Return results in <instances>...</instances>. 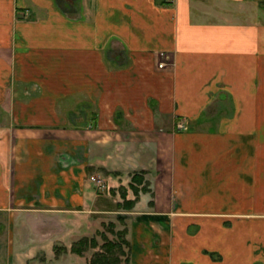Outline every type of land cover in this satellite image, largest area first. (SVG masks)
Returning a JSON list of instances; mask_svg holds the SVG:
<instances>
[{
  "label": "crops",
  "instance_id": "1",
  "mask_svg": "<svg viewBox=\"0 0 264 264\" xmlns=\"http://www.w3.org/2000/svg\"><path fill=\"white\" fill-rule=\"evenodd\" d=\"M107 221L120 264H264V0H0V264Z\"/></svg>",
  "mask_w": 264,
  "mask_h": 264
},
{
  "label": "trees",
  "instance_id": "2",
  "mask_svg": "<svg viewBox=\"0 0 264 264\" xmlns=\"http://www.w3.org/2000/svg\"><path fill=\"white\" fill-rule=\"evenodd\" d=\"M142 174V172L141 174L135 172L131 175L130 187L132 188L136 196L139 192V184H141L142 191L147 190L148 182L144 179ZM133 202V200L127 202L125 201V203H127L126 206L128 207L132 205ZM107 231L113 234L114 238L110 239L104 231L97 232V234H99L102 238V243L100 244L99 249L95 250L92 253L89 259V264H119L121 262V257L124 256V258H126V247H128L129 243L125 238V230H114V224L109 222L107 224ZM96 247H98V241L95 236H83L80 237L77 241L73 242L71 251L75 252L76 254H82L86 249ZM54 248H56V246Z\"/></svg>",
  "mask_w": 264,
  "mask_h": 264
},
{
  "label": "rangeland",
  "instance_id": "3",
  "mask_svg": "<svg viewBox=\"0 0 264 264\" xmlns=\"http://www.w3.org/2000/svg\"><path fill=\"white\" fill-rule=\"evenodd\" d=\"M71 9H68L69 10V14H72L71 12L73 11V9H74V6H69ZM169 64V62L167 61L166 63H162L161 65L159 64V66H160V68L161 69H163V68H168V64ZM177 121H176V125H177V127H178V129H186V124L183 122V120L182 119H180V117H177V119H176ZM181 125H183V127L182 128H180L179 126H181ZM95 181H97V179L95 180ZM97 186H102V184H100V182H99V184L97 183ZM108 222L109 221H107V222H104L103 223V225L101 226V229L102 230H100V231H104L105 232V234L110 238V239H113L114 238V235L113 234H111L109 231H107V224H108ZM78 240V239H77ZM77 240H74L73 242H75V241H77ZM97 241H98V247H96V248H94V249H99V246H100V244L102 243V238H101V236L99 235V234H97ZM73 242L70 244V246H69V248H67V247H65L63 244H56L55 246H56V248H54V250H53V253H54V256H55V258H58V257H60L63 253H65V252H67V250H69V251H71V246H72V244H73ZM95 250H93V248H89L88 250L86 249L84 252H85V255L88 257V255H92V253L94 252ZM91 257V256H90ZM43 258H44V253L42 252V251H40V252H38L37 253V256L36 257H34L33 259H28V260H26L25 261V263L26 264H40V261H41V259L43 260ZM90 259V258H89ZM121 259V262L120 263H122L123 261H124V256L123 257H121L120 258ZM13 262V261H12ZM119 263V264H120ZM4 264H11L9 261H7L6 260V262L4 263ZM17 264H19V263H17ZM21 264H24V263H21Z\"/></svg>",
  "mask_w": 264,
  "mask_h": 264
},
{
  "label": "built area",
  "instance_id": "4",
  "mask_svg": "<svg viewBox=\"0 0 264 264\" xmlns=\"http://www.w3.org/2000/svg\"><path fill=\"white\" fill-rule=\"evenodd\" d=\"M179 127H183V125L179 126Z\"/></svg>",
  "mask_w": 264,
  "mask_h": 264
}]
</instances>
